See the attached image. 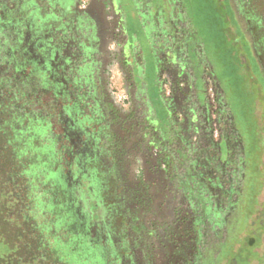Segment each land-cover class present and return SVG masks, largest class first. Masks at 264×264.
I'll list each match as a JSON object with an SVG mask.
<instances>
[{
    "label": "flooded vegetation",
    "instance_id": "af4514ba",
    "mask_svg": "<svg viewBox=\"0 0 264 264\" xmlns=\"http://www.w3.org/2000/svg\"><path fill=\"white\" fill-rule=\"evenodd\" d=\"M211 1L219 44L192 0H0L6 56L54 148V211L83 264H233L250 241L237 230L246 142L219 58L261 102L264 0ZM156 192L188 217L179 252L154 247Z\"/></svg>",
    "mask_w": 264,
    "mask_h": 264
},
{
    "label": "rangeland",
    "instance_id": "374dc122",
    "mask_svg": "<svg viewBox=\"0 0 264 264\" xmlns=\"http://www.w3.org/2000/svg\"><path fill=\"white\" fill-rule=\"evenodd\" d=\"M194 21L204 34L220 39V32L216 25V11L211 0H192ZM264 17V10L261 12ZM221 52V51H220ZM221 55V53H220ZM221 55L220 64L229 85V100L234 107L236 127L245 139L247 153L245 156L246 171L241 176V184L245 183L247 189L246 203L243 207L238 231L246 233L240 237L249 236L253 239L252 245L241 242L234 253L233 264H264V97L261 102L254 103L253 86L246 83L245 76L240 72L237 65L230 62L231 59ZM222 62V63H221ZM264 86V81H262ZM121 93V92H120ZM264 95V94H263ZM119 97V96H118ZM2 103V116L4 121L10 125L8 138L12 148L22 157V165L30 169L31 173L37 175L40 185L39 191L48 204L54 202L53 180L47 176L52 165L51 157L54 156V148L48 149V140L42 135L40 127L44 124L41 114L34 104L25 106L14 101L11 95L0 97ZM132 157V156H131ZM139 156L131 158L134 164ZM162 194L156 192L154 209L149 214L148 221L156 230L155 245L159 252L168 255L173 250L181 251L180 246L188 237V217H176L172 213V206L166 201H161ZM55 208V204H54ZM249 220V226L248 222ZM62 219L54 211L52 218V232L58 241L62 251L69 256L68 264H77L80 256L71 239V231L66 223V229H62ZM249 227V230L247 231ZM234 237L232 240H234ZM63 253V254H64Z\"/></svg>",
    "mask_w": 264,
    "mask_h": 264
},
{
    "label": "trees",
    "instance_id": "16d2710c",
    "mask_svg": "<svg viewBox=\"0 0 264 264\" xmlns=\"http://www.w3.org/2000/svg\"><path fill=\"white\" fill-rule=\"evenodd\" d=\"M32 92L31 81L7 58L0 39V97L9 94L25 107L33 102ZM2 108L0 101V264H68L69 256L52 232L54 204L44 200L37 175L22 165V157L12 148ZM77 264H83L82 259Z\"/></svg>",
    "mask_w": 264,
    "mask_h": 264
}]
</instances>
